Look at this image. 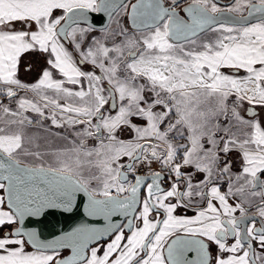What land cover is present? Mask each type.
<instances>
[{
    "label": "snow or ice",
    "instance_id": "snow-or-ice-1",
    "mask_svg": "<svg viewBox=\"0 0 264 264\" xmlns=\"http://www.w3.org/2000/svg\"><path fill=\"white\" fill-rule=\"evenodd\" d=\"M180 3L0 0V264H264V0Z\"/></svg>",
    "mask_w": 264,
    "mask_h": 264
},
{
    "label": "water",
    "instance_id": "water-1",
    "mask_svg": "<svg viewBox=\"0 0 264 264\" xmlns=\"http://www.w3.org/2000/svg\"><path fill=\"white\" fill-rule=\"evenodd\" d=\"M135 2H136V0H133L131 3H135ZM130 10L131 9L129 7V11ZM229 15L238 16L239 14H227L226 13L225 14V19H227ZM244 15H247V12ZM181 16H185L186 17V14H183ZM253 21H255V20H253ZM128 23H129V26H130V22L129 21H128ZM145 175H147V174H145ZM2 182L7 184V181H2ZM150 182H151L150 180L146 181V183H150ZM144 187H146V184L144 185ZM2 195L4 196L3 190H2ZM79 195L82 196L83 194H79ZM84 199L86 201V197ZM97 220H99V222L93 223L92 226H94V227H103L104 226V222L102 221V219H100V218H92V217H85V216L82 215V212H77L75 215H71V216H69L67 218L61 217L59 215H57L55 218H53L52 216H47L41 221L40 232H41V236H42L43 239H52V238H54V235L61 234L63 231H70L73 227L77 226L81 222L97 221ZM122 221L125 222V218L122 217V216L113 218V222H115L117 224H120ZM53 225H54V227H53ZM26 226L27 225H21V227H26ZM106 238L107 237H105L104 239H106ZM67 254H70V250H69V252Z\"/></svg>",
    "mask_w": 264,
    "mask_h": 264
},
{
    "label": "rangeland",
    "instance_id": "rangeland-1",
    "mask_svg": "<svg viewBox=\"0 0 264 264\" xmlns=\"http://www.w3.org/2000/svg\"><path fill=\"white\" fill-rule=\"evenodd\" d=\"M253 22H255V21H253ZM123 23L127 26V23H126V17H124V19H123ZM95 35H99V33L97 32V33H94ZM206 36H208L209 38H211V34L210 33H206L205 34ZM69 50L71 51V48H69ZM35 56L36 55H29L27 58H23L22 59V62H21V64H23V65H25V64H27V63H29V62H31L32 63V65L34 64V60H35ZM44 66V63L42 64V67ZM225 72H227L228 70L227 69H225L224 70ZM26 72V71H25ZM34 72V71H33ZM32 71L31 72H26V74H24L23 73V71H21L20 70V74H19V78H20V80L22 81V82H26V83H31V82H34L36 79H37V77L35 78V79H33V80H29V77L32 75V73H33ZM38 75H39V73H38ZM23 78V79H22ZM30 95V94H29ZM6 102V101H5ZM27 115H29V116H31V115H33L32 113H26ZM114 114V113H113ZM47 123H49V122H46V124ZM36 131V129H29V133L31 134L32 132H35ZM52 132L53 133H56V132H58V133H60V135H65L66 133H65V130L63 129V128H61V129H55V128H53L52 129ZM40 135L42 136V137H45V138H42L41 140H39L38 141V143L40 144V151H46V152H54V151H56V150H58V149H61V148H63L64 146H65V141H63V140H61L58 136H51V137H47L46 136V134H44V133H40ZM125 135V138H127V136H128V134L127 133H125L124 134ZM69 139H71V137H69ZM27 159V161L30 159V157L29 158H24V157H21V159ZM32 159V158H31ZM34 160V159H33ZM38 161H40V160H38ZM42 162V161H41ZM25 164H28V165H36V164H32V163H30V162H24ZM43 163L44 164H47L48 166L49 165H52V164H54V158L53 157H51V156H48V157H46L45 158V160L43 161ZM47 167V166H46Z\"/></svg>",
    "mask_w": 264,
    "mask_h": 264
},
{
    "label": "flooded vegetation",
    "instance_id": "flooded-vegetation-1",
    "mask_svg": "<svg viewBox=\"0 0 264 264\" xmlns=\"http://www.w3.org/2000/svg\"><path fill=\"white\" fill-rule=\"evenodd\" d=\"M132 1H133V0H125V3L130 4ZM217 2H218V4H219L220 6H227V5L231 4V3H233L234 0H217ZM188 3H190V0H181L180 7L182 8V7H184L185 5H187ZM178 11H179V9H178ZM245 13H246V11H245L243 14H245ZM180 14L183 15V14H186V13L180 12ZM125 17H126V16H125ZM252 22H253V21H252ZM126 23H127V26H129V23H128V20H127V17H126ZM129 27H130V26H129ZM152 170H157L155 165H153ZM147 171H148L147 169L141 168V169H139V174L145 175V174H147ZM129 179H132L131 175L129 176ZM164 186H166V184H165ZM142 187H144V186H142ZM141 195H143V193H141ZM0 196H3V195H2V190H0ZM137 206L139 207V204H138ZM176 214H177V215H183V209H179V210L177 211ZM188 214H189V215H192L193 213L189 212ZM237 215H238V213H237ZM121 223H123V221H122ZM5 231H6V230H5ZM104 240H107V238L104 239ZM29 250H31V249L29 248Z\"/></svg>",
    "mask_w": 264,
    "mask_h": 264
},
{
    "label": "trees",
    "instance_id": "trees-1",
    "mask_svg": "<svg viewBox=\"0 0 264 264\" xmlns=\"http://www.w3.org/2000/svg\"><path fill=\"white\" fill-rule=\"evenodd\" d=\"M29 55L24 56L23 58H27ZM43 60L39 56H35L34 64H33V69H32V75L29 77V80H33L38 76V73L40 69L42 68ZM21 71H23L24 74L26 72L24 71V65L21 64ZM23 79V78H22Z\"/></svg>",
    "mask_w": 264,
    "mask_h": 264
},
{
    "label": "crops",
    "instance_id": "crops-1",
    "mask_svg": "<svg viewBox=\"0 0 264 264\" xmlns=\"http://www.w3.org/2000/svg\"><path fill=\"white\" fill-rule=\"evenodd\" d=\"M22 160H23V162H30V163H32V164H36V165H40L41 163H43V162H41V161L33 160V159H31V158H30L28 161H27V159H23V158H22ZM43 165H44V166H48L47 164H44V163H43Z\"/></svg>",
    "mask_w": 264,
    "mask_h": 264
}]
</instances>
